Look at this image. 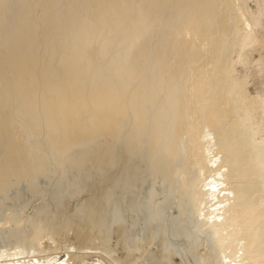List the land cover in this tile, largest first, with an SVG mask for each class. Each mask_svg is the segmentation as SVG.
<instances>
[{"label": "bare ground", "instance_id": "bare-ground-1", "mask_svg": "<svg viewBox=\"0 0 264 264\" xmlns=\"http://www.w3.org/2000/svg\"><path fill=\"white\" fill-rule=\"evenodd\" d=\"M236 1L235 26L241 35L234 44L237 52L244 44L257 42L253 30L260 23L246 0ZM177 2L178 7L171 9L169 0L168 6L165 0H0V105L12 106L17 120L27 121L34 131L43 129L54 148L58 143L55 139L60 136L59 154L65 152L73 139L87 136L91 129L115 132L127 115L142 128L151 124L153 114L146 120L149 125H145L146 115L154 113L152 119L157 124L153 122L151 126L164 138L167 157L179 158L176 154L182 143L184 156L187 154L183 162L190 161L186 170L192 177L184 175V179L188 176L190 180L185 179L182 185L186 189L187 183L192 187L189 189L193 190L191 201L197 210L196 218L209 237L216 264H264V190L254 181L264 177V147L259 146L264 143V99L256 101L252 97L247 102V92L238 88L242 83L238 86L234 83L230 100L237 99L236 104L232 103L237 111L243 112L245 121H242L233 111L228 95L220 90V71L217 63L213 64L216 57L228 50L230 38L220 34L223 38L216 36L218 42L210 40L212 37L202 40L213 19L208 14L203 19L197 18L188 6L191 1ZM256 61H264V55H259ZM230 63L232 66L233 59ZM260 70L264 72V64ZM232 73L233 70L231 76ZM152 107L154 112L149 109ZM261 107L259 115L256 110ZM85 112L91 114L86 121ZM255 115H259V124L255 122L254 128L259 125L261 138L247 139L245 133L251 127L247 130L246 126L250 123L252 126ZM11 123L7 124L12 126ZM52 135L55 141L50 140ZM22 154L14 158V163L0 166V200L21 180L31 182L33 176L47 174L38 167L32 168L30 159ZM258 191H262L261 195L256 194ZM5 211L11 215L0 218V264H137L140 257L131 256L128 250V255H113L105 253L106 250L103 253L97 250L101 244L86 251L90 247L85 241L87 245L72 251L66 245L64 258L63 254L59 256L61 252L56 253L62 245L57 238L41 239L45 227L31 229L28 236L20 234V228L10 225L17 224L13 211L8 208ZM77 234L74 238L79 245L83 240L80 242ZM103 246L106 249L107 244ZM165 256L168 264H178L171 253Z\"/></svg>", "mask_w": 264, "mask_h": 264}, {"label": "rangeland", "instance_id": "rangeland-1", "mask_svg": "<svg viewBox=\"0 0 264 264\" xmlns=\"http://www.w3.org/2000/svg\"><path fill=\"white\" fill-rule=\"evenodd\" d=\"M171 1L172 3H170ZM176 1L177 0H169V5L168 0H165V2H167V6L169 5V8L171 6L173 8L178 7L179 4L178 2L176 3ZM190 1L191 3H189ZM246 1V5H248L247 7L253 12V15L259 16L258 20L260 27L258 26V28H260V31L255 27L253 30V36L257 42L255 44L254 42H248L239 48L237 52L235 50L234 44L235 41L241 37V35L240 33L238 34V32H240L239 28L237 29L235 26V18L237 16L235 15L236 13H234L236 10L233 9L234 7L236 8V5L233 4L237 2L236 0H195V3L194 0H187V4L189 3L188 6L190 7V10H192L191 12L194 13L197 18L203 19L205 18L204 15L208 14L209 17L213 19L211 20L213 23L211 27H208L203 32L202 40H209V38L212 37L210 40L212 39L218 42L217 39H222V36L228 37V39L230 38L231 42L227 47L228 50L225 51L226 53L224 52L221 56L216 57L217 59L214 57L216 60L213 64L215 65L217 63V69L220 71L219 76L222 79L220 90L223 89L224 93L228 95L230 100V95L235 88L234 83H236V86L242 83L238 88L242 89V92L246 91L248 94L247 95L245 92L248 97L247 99L243 98V100L245 99L247 101L248 98L250 100V98L253 97V99H256L257 101V99H264V72L260 70L261 66L264 64V61H256L259 55H264V47H262L264 46V0ZM193 5L197 6L193 7ZM236 12L238 13V11ZM220 34L222 36H220ZM258 42H260L261 45H259L260 43ZM229 56L233 59L234 64L232 63V66L230 63L232 59L229 58ZM218 60H220L221 63L218 62ZM85 70L86 69L83 71L86 72ZM226 70H230V72H227ZM232 70L234 73H232L233 76L230 75ZM90 76L91 74L89 75L88 79H90ZM233 77H236L237 80L236 78L234 80ZM82 78L83 77L81 76L80 79ZM65 79L66 78H63V81ZM229 80L232 81V83L229 82ZM228 83H231V85ZM88 85H91V81L90 83L88 82ZM242 85L243 88H245L244 90L241 87ZM236 100V98L234 102L232 99L230 100L232 108L234 109L233 111L238 113L242 121H245L243 120L245 119L243 112L237 111V109L233 107L236 104ZM6 107H2V105H0V166L14 163V160L16 161L22 152L24 153L22 155H26L28 160L30 159L29 162L31 163L30 165L32 168L38 167L39 169L47 172L46 175L37 174L36 177L33 176L31 182L27 180H21L17 186H15L16 184L13 185L10 188V191L8 189V193L6 192L5 196L1 198L0 204L2 206H0L2 209V214L0 213V218L3 216H6L7 218L8 215L10 217L11 214H8L9 212L5 211L7 208L11 209L14 213L17 224L15 222V224L13 223L14 225L10 224L11 228L18 227L20 228L18 229L20 234L22 233L24 235V233H26L25 235L28 236L30 235L31 229L34 230L35 228L42 230V228L45 227L43 229L44 232L41 231L44 233V237L41 239L57 238L59 245H63L65 243V247H63L64 249L61 248V245L59 246L60 249L56 251V253L61 252L59 253V256H62V254L65 253V248H68L66 245L69 246L68 250L70 249V251H72L77 249V247L80 245L85 246L89 243L88 246L90 249H85L86 251L92 250V247L98 248L100 247V244L102 245V250L100 248L97 249L100 250V252L106 250L105 253L111 252L113 255H121L122 253H126L128 255L130 251L131 256H140L138 257L140 260L137 259L138 262L136 261L137 264H168L170 261H168V258L165 256V254L167 255L169 253L175 257V262L178 264L213 263V260L216 258L215 253L213 252V249L210 248L211 245L209 243V237L205 231H203V228L200 224V219L196 218L197 210L195 206L193 207L194 204L191 201L193 198V190H190L189 187L191 189L192 187L187 183L188 189L190 190L189 191L184 187L186 189L185 190L183 188L184 185H182V182H185V179L190 180L187 179L188 176H186L187 178L185 177L184 179V175H189V177H192L189 170H186L188 167L187 161H190L188 159L186 163H184L185 161L183 162L184 159L186 160L187 154L185 157L184 153L186 152H183L185 149L182 150V143H179V147L182 149L179 148L176 154L179 155V158L178 156H176V159L175 157L173 158L175 162L172 160V158L169 159V157H167L166 148L164 146V138L161 136L158 130H155V126L154 129L152 128L153 126H151V124H157L155 123L156 120L152 119L154 113L146 115L147 117L145 121L149 119L151 114H153L149 120V123L151 122V124L149 125V123L146 121L148 124L145 125L149 126H143L142 128L136 124V121L133 119V117L127 115L121 119L119 127L115 132H105L91 129L87 136L79 137L77 138L78 140L73 139L74 141L69 143L65 152L63 154H59L57 146L62 140L60 136L58 137L56 134H54L58 138L55 139L56 137L54 135H52L54 138L52 136L50 138V140L55 139L56 141H54L56 143L58 142L56 149L54 148L55 145L51 144L49 141V137H47L46 133L43 134V129L40 131L35 130V132L34 129L30 128L31 126L27 121L19 120L20 118L17 120V115L13 113L14 111L11 108L12 106H10V108L8 106ZM153 107L149 108L152 110V112H154L155 109ZM261 111L262 107L259 110H256V113L258 112L257 114L260 115L262 113ZM85 115L87 116L85 117ZM90 115L91 114L89 112H85L83 114V120H88ZM259 115L258 117L257 115L254 116L255 121H252V126L251 123L249 124V127L246 126L247 130L251 127V129H249L251 131L248 130L245 133V137H247V139H253L255 136L259 139L261 138V128L259 125L258 129L254 128L257 127V124H259V119H257L259 118ZM10 119L14 121V126ZM131 120L133 125L131 124ZM6 122L8 124L11 123L12 126L8 125ZM255 122H257V124ZM253 123H255L254 126ZM149 127H151L153 130ZM253 129H255L254 132H252ZM122 132L124 133L122 134ZM257 132L259 134H257ZM250 134H253L254 136H251ZM38 135L41 136L42 139ZM32 136L34 138H32ZM158 136H161L163 140H161L160 137L158 140ZM156 140L157 142H155ZM259 146L264 147V143L260 144ZM164 158H168V161ZM173 164L175 165L173 166ZM173 168H175V170H173ZM187 172L190 174H187ZM34 178L35 181L33 180ZM254 181L256 183H260L259 188L264 190V177L256 178ZM188 192L190 194H188ZM261 192L262 191H258L256 194L261 195ZM195 220H199L196 222L200 224V227L199 224H196ZM42 222L43 225L41 224ZM34 223H36V225H34ZM194 223L197 225L196 228ZM30 224H32V226ZM28 226H31L30 230L28 229ZM39 226L41 228H39ZM118 228L119 230H117ZM200 228H202V232ZM118 232L119 234H117ZM74 234L78 235L80 242L83 240V244L80 243L77 245ZM85 241L88 243L86 242L85 244ZM34 242L32 241V243ZM103 244H107V246H105L106 249H104ZM109 246H111V248ZM85 250L83 249V251ZM160 254L165 257V259H167L166 262L162 260L164 259L162 256V259L159 258ZM63 255H65L64 258L67 256V254ZM203 255L206 256L208 261L207 259H204L205 257ZM209 256L212 257L210 260ZM202 260H205L206 262L204 261L203 263ZM216 263L217 259H215L214 264Z\"/></svg>", "mask_w": 264, "mask_h": 264}]
</instances>
